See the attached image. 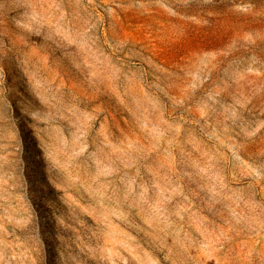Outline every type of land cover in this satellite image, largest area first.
<instances>
[{"label":"rangeland","instance_id":"rangeland-1","mask_svg":"<svg viewBox=\"0 0 264 264\" xmlns=\"http://www.w3.org/2000/svg\"><path fill=\"white\" fill-rule=\"evenodd\" d=\"M0 264H264V0H0Z\"/></svg>","mask_w":264,"mask_h":264}]
</instances>
